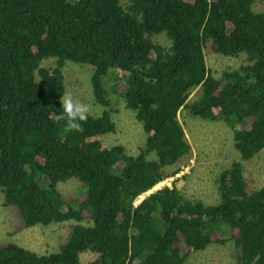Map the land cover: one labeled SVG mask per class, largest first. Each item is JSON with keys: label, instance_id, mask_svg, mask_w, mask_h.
I'll use <instances>...</instances> for the list:
<instances>
[{"label": "trees", "instance_id": "16d2710c", "mask_svg": "<svg viewBox=\"0 0 264 264\" xmlns=\"http://www.w3.org/2000/svg\"><path fill=\"white\" fill-rule=\"evenodd\" d=\"M257 0H0V193L25 228L69 222L60 248L38 254L0 244V264H184L195 252L233 243L237 264H264V187L248 192L240 162L218 177V202L185 198L175 185L135 204L191 147L178 114L222 121L241 160L264 149V10ZM164 35L168 46L153 39ZM244 56L215 77L204 49ZM55 59L53 66H43ZM92 68L100 116L65 131L62 68ZM146 135L135 155L104 147L113 133L104 82ZM194 91V100H188ZM248 128H240L245 124ZM238 126L239 128H236ZM80 183L65 199L60 184ZM183 249L185 250L183 252Z\"/></svg>", "mask_w": 264, "mask_h": 264}, {"label": "rangeland", "instance_id": "374dc122", "mask_svg": "<svg viewBox=\"0 0 264 264\" xmlns=\"http://www.w3.org/2000/svg\"><path fill=\"white\" fill-rule=\"evenodd\" d=\"M254 10L263 11L264 0H257ZM153 40L163 46L169 45L164 35L155 36ZM204 56L206 67L215 77H219L226 69H236L245 63L244 56L225 57L214 54L209 44L204 49ZM54 61L55 59H48L42 65L53 66ZM62 73L65 88L63 97L70 94L74 102L87 107L86 113L100 116L104 108L94 101L90 82L92 68L66 61ZM113 82V77L107 76L104 88L105 98L113 111L112 119L116 129L113 133L98 138L104 147L119 144L128 154L135 155L143 146L146 135L142 125L134 118V113L125 108L124 100L109 90ZM194 97L193 91L188 100H194ZM178 118L191 152L172 167L180 172L165 183L175 185L185 198L197 199L209 205L215 204L219 199V174L231 163L240 162L248 192L264 187V149L250 160H241L233 147V130L226 123L192 117L186 108L179 112ZM243 127L248 128V124L240 128ZM59 189L67 200L75 198L81 190L80 183L74 180L60 184ZM149 193L151 192L140 196L137 203ZM3 202V195L0 193V244L15 243L38 254H48L57 251L64 243L69 222L25 228L18 210L12 205L5 206ZM228 237V232L223 230L220 239H224V242L211 244L205 250L190 254L184 264H237L234 246ZM94 257L91 253L82 254L81 264H86Z\"/></svg>", "mask_w": 264, "mask_h": 264}, {"label": "clouds", "instance_id": "9594fccd", "mask_svg": "<svg viewBox=\"0 0 264 264\" xmlns=\"http://www.w3.org/2000/svg\"><path fill=\"white\" fill-rule=\"evenodd\" d=\"M61 106H62V109H63V113L59 114V115H56L55 119L58 120V121L59 120H64L65 131L79 130L80 127H81L80 122L84 121L86 119L87 107L85 105L80 104L79 102H74L73 98H72V96L70 94H68V95H66V96H64L62 98V105ZM170 178H172V177L166 178L163 181L158 182L149 191L152 193V192H154V191H156V190H158V189H160V188H162L164 186L171 188L172 185H169V184L165 183ZM156 188H158V189H156ZM149 191H147V192H149ZM135 204H137V201L135 202Z\"/></svg>", "mask_w": 264, "mask_h": 264}, {"label": "built area", "instance_id": "2783aa9c", "mask_svg": "<svg viewBox=\"0 0 264 264\" xmlns=\"http://www.w3.org/2000/svg\"><path fill=\"white\" fill-rule=\"evenodd\" d=\"M163 183V182H162ZM169 186V185H168Z\"/></svg>", "mask_w": 264, "mask_h": 264}]
</instances>
